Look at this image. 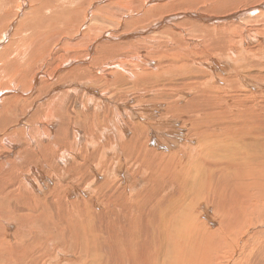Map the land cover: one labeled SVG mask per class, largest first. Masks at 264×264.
Segmentation results:
<instances>
[{
	"label": "bare ground",
	"instance_id": "1",
	"mask_svg": "<svg viewBox=\"0 0 264 264\" xmlns=\"http://www.w3.org/2000/svg\"><path fill=\"white\" fill-rule=\"evenodd\" d=\"M73 1L75 0H57L54 7H51V2H44L42 19L45 21L44 14L59 9L63 12V16L54 19L66 23L68 28L76 27L79 21L75 25L71 20L74 16L78 18L77 13L83 12V4L82 0ZM88 1L93 4L96 0ZM263 1L112 0L107 7L99 8L100 14L98 9L91 7L94 13L93 17L90 16L92 20L88 15L83 18L82 26L86 28L85 30L67 29V34H63V38L60 37V32L55 35L46 32L31 48L20 46L24 42V37L29 38L26 34L20 41L8 45L4 54H0V255L6 252L4 244L14 247L26 243L34 230L39 232L35 234L37 239L50 233L54 234L59 225H64L60 221L52 220L41 197L46 188L53 183L56 186L70 185L67 187L65 198H71L77 192L87 196L84 201L87 202L85 207L89 209L92 207L94 213H97L95 210L101 207L100 204L105 205L110 201L109 197L116 198L119 206L126 207L129 211L133 209L136 201L133 195L135 191L132 182L133 171L130 168L138 163L137 167H141L139 171L143 174L148 170H157L165 174L170 172L168 179L173 174L177 177L173 179L183 188L187 184L191 187L190 183L184 184L181 179L180 173L185 172V168L180 162H175L177 158H174V166L168 163L164 170L162 163L165 158L161 157L163 154H156V149H150L148 145L155 135L158 143L166 145L172 144L178 138V132L174 129L175 120L168 118L172 110H185L181 112L190 113L203 107L202 105L199 107L195 101L182 106L181 101L178 100L182 99L185 91L176 88L178 82L171 83L176 80V75L185 74L186 68L190 67L206 72L208 66L204 64L205 61H210L219 73L221 71L220 74H224L228 70L222 68L227 64L213 58L211 48L213 45L218 47L217 43L210 41L203 46L205 41H198L194 36L192 41H189L188 32L183 29L181 34L165 33L172 30L169 23L165 22L167 17L154 16V13L165 14L176 7L192 10L198 8L203 11L214 6L226 7L236 4L241 9L259 4L256 6L262 7L259 13L258 9H252L253 6L246 11H235L221 31L214 29L217 30L215 38L218 33L225 36V50L234 52L239 42L230 39L226 32L241 24L240 19L245 12L253 11L261 16L264 15ZM7 2L8 0H0V11ZM20 2L19 5L22 6ZM140 2L144 5L138 6ZM148 6L153 8H147ZM116 10H121V13H116ZM89 11L90 9L87 13L90 14ZM188 14L196 21L193 29L204 30L206 17L201 13L190 12L182 13L181 16L187 18ZM125 15H135V17L126 18ZM170 17L176 19V16ZM3 21L0 20V28L4 30L12 27L9 26L11 23L7 24L5 21V25H2ZM208 22H213V19ZM111 26L117 30L109 32ZM45 27L49 28L48 25ZM149 27L151 28L147 31L165 29H162L160 36H145L138 33L137 40L120 42L130 37L126 36V33L134 34L136 30ZM58 30L59 27L54 31ZM116 33L123 36L113 37ZM4 38L6 40L8 36ZM4 38L2 37L1 40ZM175 39L178 40V44L174 43ZM5 40L3 41L6 42ZM239 40L248 42L259 40L261 44L260 33H249ZM47 42L52 43V46L43 47ZM99 44L102 45L97 48ZM62 45L68 46L61 47ZM169 46H172V50L168 48ZM42 47L48 51L39 52ZM260 49L243 51L246 58L253 62L250 66L252 70L261 63V60L256 59V55L264 60V54ZM144 50L149 51L148 56H145ZM25 51H29L31 55L26 57ZM128 55L132 56L128 57ZM17 62L22 64L18 66ZM228 62V65H232L231 61ZM4 64L6 68H3ZM26 64H29L32 73L38 71L36 78L28 71L31 77L29 85H26L24 78L23 68H26ZM8 68L13 70L12 74L7 73ZM253 74L260 76L258 71H254ZM250 76L254 77L252 74ZM239 83L243 84V81ZM128 87L131 89L128 90ZM148 87L149 89H146ZM161 91L168 93L167 98L162 99L163 102L161 99L153 98L155 95L159 96ZM137 94H145V98L149 96V102L134 103L135 99L138 100ZM123 95L124 99L119 100V96ZM167 101V113L161 114L158 119L156 115L147 112L164 111ZM170 105L172 106L169 107ZM112 113L114 117H110V121L108 116ZM205 122L203 117L197 119L196 116L189 134L195 130L196 124L197 127H201ZM152 133H154L153 137ZM208 135L211 136V133ZM236 140L237 144L232 148L236 155L251 159L252 149L260 147L264 150V138L258 132L239 136ZM91 150L94 151L89 153ZM96 153L102 158L99 163L94 159ZM110 153L116 156L112 159ZM197 153L201 156L199 152ZM101 165L103 167L99 169ZM153 165H157L160 169H155ZM197 167V161L193 162L187 170L188 174L197 173ZM120 171H122L121 176ZM100 177H104L102 184L94 188ZM173 179H169L170 190L175 186ZM122 183L126 188H122ZM238 185L244 195L251 192L257 194L264 187V170L248 169L240 177ZM126 192H129L132 199ZM109 193L111 194L108 197ZM258 194L264 197V191ZM124 195L129 206L124 200L119 203ZM212 197L216 202L215 197ZM162 200V196H158L155 202H145L146 204L141 206L142 211L151 208V224L159 235V242H162L159 249L161 254L156 259L149 258L150 261H146V264H230L226 256L233 254L232 249L238 253V261L250 258L254 253L257 255L263 253L261 252L264 247V239L261 241L262 230L254 233L243 245L240 243L250 227L256 228V225L264 222V210L255 209L250 213L248 211L250 204L246 205V202L235 213L237 219L243 214L242 220L240 219L242 222L228 229L225 220L228 216L222 214L219 208L217 210L209 205L202 206L201 214L213 208L210 222H203L195 213V204L187 205V218L184 219L168 213L166 206H159ZM259 200L260 198L254 199L252 203ZM65 204L62 207L50 203V206L57 216L63 217L71 206L70 202ZM89 212L90 225L96 224V218L91 217ZM155 214L158 216L157 219ZM214 216L220 218L217 230H212L210 225L215 219ZM104 233L108 235L102 237L96 233L92 238L93 243L97 237L102 240L111 238L108 231ZM40 240L42 241V238L35 242ZM81 244L86 243L83 241ZM151 252L149 250L150 254Z\"/></svg>",
	"mask_w": 264,
	"mask_h": 264
},
{
	"label": "rangeland",
	"instance_id": "2",
	"mask_svg": "<svg viewBox=\"0 0 264 264\" xmlns=\"http://www.w3.org/2000/svg\"><path fill=\"white\" fill-rule=\"evenodd\" d=\"M111 1L112 0H96L91 4L88 0H82L83 12L77 13V15L79 14L78 18L74 16L71 20L75 25L77 21H79V24L74 28H68L66 23L61 22L59 19H54V17L63 16V12L59 9H53L49 13L44 14L45 21L42 19V5L44 2H51V7H54L57 0H8L7 3H4L0 11V20H4L7 24L11 23L9 26L12 25V27L4 30L0 28V40L2 37L8 36V38H6L7 41L5 38L0 41V54L3 55L8 45L16 43L18 40L20 41L26 34L29 35V38L24 37V42L20 46L31 48L32 45L38 43L39 38L44 36L46 32L53 35L60 32V37L63 38V34H67V29L76 30L82 28V30H85L86 28L82 26L84 16L88 15L89 19L92 20L90 18V16L93 17L94 15L92 8L98 9L100 14L99 8L102 6L107 7L111 4ZM19 2L22 6L19 5ZM73 2L77 1L75 0ZM142 2H144V0H142ZM142 2H140L138 6H143L144 4ZM262 3H264V1ZM258 5L259 4L250 5L239 9L238 5L230 4L226 7L214 6L211 9L203 11L198 8L192 10L176 7L165 14L160 15L159 12L154 13V16L159 15L161 17L163 16L162 18L167 17L165 22L169 23V27H171L172 30L165 33L177 32L181 34V29H183L188 32L189 41H192L191 39L194 36L197 37L198 41H205V43L202 44L203 46L209 44L210 41L217 43L221 47H215L213 45V48H211L213 58L218 60V62L223 61L227 64V66L222 68V70H228L224 74H220L221 71L219 73V70H217L216 66L210 61H205L204 64L208 66L206 72L202 69L185 67L187 69L185 74L178 73L176 75V80L171 83L178 82L179 85L176 88L185 91L182 99L178 100L181 101L182 106L187 105L188 102L190 104L195 101L196 104H199V107L201 105L203 107L190 113L181 112L185 110L174 111L171 109L172 113H169L168 118L170 120H175L174 129L178 132V140L176 139L173 142L174 144H160L156 139V135L153 137L154 133H152L153 139L148 145L150 149H156V154H163L161 157L165 158V161L162 163V169L164 170L167 168L166 165L168 163L174 166V158H177L175 162H180L181 166L185 168V172L180 173L181 179H183L184 184L190 183L191 187L187 184V186L183 188L180 183L173 179L177 177L172 174L169 179H173L175 186L173 190H170V181L168 179V174L170 172L165 174L157 170H148L143 174L139 171L141 167H137L139 163L137 165L132 164L134 167L130 169L133 171L132 182L135 189L133 195L136 201L133 209L129 211L128 208L119 206L117 204V199L109 197L111 194L109 193L108 197L110 201L105 205L100 204L101 207H97L95 210L97 213H94L92 207H90V209L85 207L87 202L84 203V201L87 196L77 192L74 193L71 198H65L67 187L70 185L56 186L53 183L46 188L45 193L41 197L43 198L45 209L49 212L52 220L60 221L65 226L59 225L56 230L57 233H50L48 236L44 235L43 237L37 238H42V241L35 242L37 240L35 239V234H39V232L34 230L30 233L26 243H21L14 247L4 244L3 247L6 252L4 255H0V264H50L53 261H55L53 264H146V261H150L149 258L156 259L159 254H161L159 253V249L162 246V242H159V235L151 224V208H149L148 211H142L141 206L146 204L145 202H155L158 196H162L163 198L158 204L159 206H166L168 213H172L174 217L179 216L184 219L187 218L186 209L189 203L195 204V213L203 222H210L212 207H215L217 210L219 208L222 214L228 216V218L225 219L228 229L234 228L237 223L242 222L243 214L237 219L235 213L238 212L246 202V205L250 204L248 208L250 213L255 209L264 210V197L258 194L264 191V187H262L257 194L251 192L244 195L240 192L242 190L238 185L240 177L248 169L264 170V164L262 163L264 162V150L260 147L252 149L250 151L251 159L236 155L232 151V148L237 144L236 138L239 136L258 132L264 138V60L262 58L260 59L259 55H256V59L259 61L261 60V63L252 70L250 66L253 65V62L249 61L243 52L261 48V53L264 54V15L261 16L257 13H253V11L245 12L240 19L241 24L226 32L229 34L230 39L239 42L234 52L225 50V36H221V34L218 33L217 38H215L217 30L214 31L215 28L221 31V29L226 26L227 22L231 20L229 17L234 14L235 11H246L249 7L253 6L252 9H258L259 13L262 7H256ZM87 8L88 10L90 9V14L87 13ZM147 8L153 7L148 6ZM188 12L191 14L201 13L202 16L206 17L207 20L204 21L203 24L205 25L204 30L199 28L193 29L196 21L190 17L189 14L187 18H182L181 14ZM116 13H121V10H116ZM171 15L176 16V19L171 18ZM125 17H135V15H125ZM210 19H213V22H208ZM4 21L1 22L2 25H5ZM56 21L58 23H56ZM46 25H48L49 28L45 27ZM165 26L167 27L168 25ZM57 27H59V30L55 32L54 30ZM151 27L136 30L134 34L126 33L125 35L130 37L120 42L137 40L138 33H142L145 36H160L162 29H165L161 28L159 31H147V29ZM176 27L178 29H176ZM259 27L262 29L259 30ZM112 30L117 29L111 26L109 32ZM3 32L4 34L2 35ZM249 33H260L261 44H259V40L250 42L247 40H239ZM120 36L123 35L120 33L113 35V37ZM174 43L178 44V40L175 39ZM101 45L102 44L97 45V48ZM45 46H52V43L47 42L43 45V47ZM67 46L68 45H62L61 47ZM43 47L38 51H48ZM168 48L172 50V46ZM144 53L145 56L149 55L148 50H144ZM30 55L31 53L29 51H25L26 57ZM132 55H128V57ZM228 61H231L232 65H228ZM20 64L22 63H16L18 66ZM3 68H6L5 64ZM23 69L24 78H26L25 83L29 85L31 83L30 74L36 78L38 71L35 70V72L32 73L29 64H26V68ZM254 71L260 72V76H255L253 74ZM7 73L12 74L13 70L8 68ZM251 74L254 77L250 76ZM241 81H243V84L239 83ZM129 89H131V87H128V90ZM146 89H149V87ZM167 96L168 93L166 91H161L159 96L156 97L155 95L153 98L155 100L161 99L163 102ZM137 97L138 100L135 99L134 103L137 101L149 102V96L145 98V94H137ZM118 99L123 100L124 95L119 96ZM167 103L168 101L166 102L164 111H155L154 113H150V111L147 112L150 115H156V119H158L161 114L167 113ZM171 106L172 105L169 107ZM193 113H196V115L194 116ZM196 116L197 119L203 117L206 122L202 123L201 127H197L196 124L195 130L192 134H189L193 127L192 121ZM110 117H114V113L108 116V119L111 121ZM207 119L210 120L207 121ZM90 128L93 129V127ZM209 133H211V136L208 135ZM195 150H197L201 156H199ZM93 151L94 150H91L89 153ZM196 154H198V158H196ZM113 156L116 155L111 154L110 158L113 159ZM94 159L99 163L102 158L96 153ZM139 160L141 161V159ZM195 161L198 163L197 173L194 172L193 168L192 171L194 173L189 175L187 170L190 169ZM119 164L121 165V163ZM102 167L103 165H101L99 169ZM153 167L155 169H160L157 165H153ZM121 175L122 171H120V176ZM255 176L260 175L255 174ZM103 178L104 177H100L98 179L99 182L93 187L95 188L101 185ZM122 188H126L124 183H122ZM126 194L130 196L129 192H126ZM212 196L215 197L216 202L213 201L214 198ZM130 197V199H132V196ZM257 198H260L259 202L252 203V200ZM168 199L170 200L167 201ZM123 200L125 204L129 206L125 195L123 199L121 198L119 200V203ZM66 202L71 203L70 209L67 210L68 213L65 212L63 217L57 216L50 206V203L64 207ZM206 205L212 207L209 209V212L201 214L202 206L204 207ZM88 212L91 217L94 216L96 218V224L90 225ZM152 218L154 219V217ZM155 218H158L156 214ZM214 218L215 219L210 225L212 230H217L220 218L217 216H214ZM245 219L243 220V225L245 224ZM256 226V228L254 226L249 228V232L244 234L245 236L242 238L243 241L240 245H243L247 239L250 240L251 236L257 231L262 230L264 232V222ZM102 230L104 232L108 231L111 234V238L108 237L102 240L97 237L93 243L92 238L96 233L102 237L108 235ZM262 231L261 236H263V238L261 241L264 239ZM83 241L86 244L82 245L81 242L83 243ZM261 241L260 244H262ZM149 250L152 251L151 254ZM239 250L241 251V246H239ZM232 251V255L226 256L230 264H239V262L242 264H264V247L261 249L263 253H260V255L259 253L258 255L254 253L250 258L241 261H238V253H235L233 249Z\"/></svg>",
	"mask_w": 264,
	"mask_h": 264
}]
</instances>
